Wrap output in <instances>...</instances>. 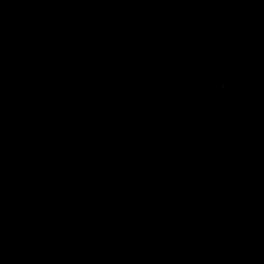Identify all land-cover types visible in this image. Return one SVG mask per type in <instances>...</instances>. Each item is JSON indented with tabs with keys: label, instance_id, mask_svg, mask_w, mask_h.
Returning <instances> with one entry per match:
<instances>
[{
	"label": "water",
	"instance_id": "1",
	"mask_svg": "<svg viewBox=\"0 0 264 264\" xmlns=\"http://www.w3.org/2000/svg\"><path fill=\"white\" fill-rule=\"evenodd\" d=\"M0 264H264V0H0Z\"/></svg>",
	"mask_w": 264,
	"mask_h": 264
}]
</instances>
